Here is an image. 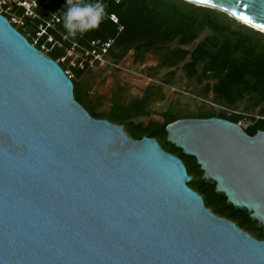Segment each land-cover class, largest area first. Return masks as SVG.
Here are the masks:
<instances>
[{"label": "water", "instance_id": "95a60500", "mask_svg": "<svg viewBox=\"0 0 264 264\" xmlns=\"http://www.w3.org/2000/svg\"><path fill=\"white\" fill-rule=\"evenodd\" d=\"M185 1L264 34V0ZM165 131L264 231V132L219 118ZM190 182L155 139L91 117L60 65L0 14V264H264V241L216 216Z\"/></svg>", "mask_w": 264, "mask_h": 264}, {"label": "trees", "instance_id": "16d2710c", "mask_svg": "<svg viewBox=\"0 0 264 264\" xmlns=\"http://www.w3.org/2000/svg\"><path fill=\"white\" fill-rule=\"evenodd\" d=\"M33 1L37 3L40 20L23 18L24 27L16 30L43 53L45 46L47 57L57 62L64 72H70L75 100L90 116L123 127L134 141L155 139L165 152L184 163L191 178L189 188L203 198L209 210L233 222L255 239L264 241L263 229L257 228L246 212L227 205L226 197L215 193V185L202 179L203 172L195 158L169 144L165 131L167 125L178 120L219 118L241 124L248 136L264 132V34L223 12L183 0H102L106 15L99 27L70 36L63 25L68 0ZM10 13L23 17V11L15 6ZM1 15L10 18L3 12ZM52 15L58 17L59 23L54 30L48 29L47 35L37 38L42 21L50 20ZM112 17L117 23L111 20ZM48 35H52L58 45L47 43ZM107 41L112 42L108 58L117 63L131 56V64L138 69L145 66L150 78L156 72L166 70L165 85H170L180 70L188 82L203 86V101L199 107L186 111L175 104L158 114L160 120H154L151 117L156 114L151 111V106L165 98L162 87L155 85L136 93L133 85L117 84L109 97L93 99L87 78L94 71L69 67L68 62L59 60L71 49V43L82 49H92V42ZM148 63L150 67L146 66ZM105 103L109 105L108 110L99 112ZM214 105L226 110L216 109ZM141 118L148 120L136 122Z\"/></svg>", "mask_w": 264, "mask_h": 264}, {"label": "rangeland", "instance_id": "374dc122", "mask_svg": "<svg viewBox=\"0 0 264 264\" xmlns=\"http://www.w3.org/2000/svg\"><path fill=\"white\" fill-rule=\"evenodd\" d=\"M131 58V56H128L127 59L123 61V66L127 68V71L125 72L115 73L110 69L101 68L96 69L88 76L87 81L90 84V95L93 99L99 97H109L117 84L134 85L138 89L137 86L141 85V83L135 80V77L132 75V71H143L131 64ZM150 63H148L146 66L150 67ZM166 73V70L158 71L154 77H152L154 80L153 85L162 87L165 95L163 101L155 103L151 106V111L156 114L155 116L151 117L154 120H160L158 114L165 112L169 106L176 104L183 110L194 111L203 101V96L201 95L203 86L201 87L195 82H188L180 70L176 72V76L172 83L170 85H165L163 83ZM137 92L138 90H136V93ZM132 96L133 94L130 97ZM108 107L109 105L105 103L99 112H106ZM147 120L148 119L141 118L136 120V122H147ZM242 126L245 127L246 123H242Z\"/></svg>", "mask_w": 264, "mask_h": 264}, {"label": "built area", "instance_id": "2783aa9c", "mask_svg": "<svg viewBox=\"0 0 264 264\" xmlns=\"http://www.w3.org/2000/svg\"><path fill=\"white\" fill-rule=\"evenodd\" d=\"M13 6L23 11V17H16L10 13ZM37 7V3L33 0H0V14L2 12L8 14L10 17L8 21L12 26L16 27L15 29L24 27L23 18H29L31 20H40L36 12ZM111 20L114 23H117V20L114 17H112ZM57 23H59V19L56 15H52L50 20H43L36 34L37 38H41L47 35L48 29L54 30L55 25ZM62 40L66 41V38L62 37ZM47 43L58 45L52 35H48ZM111 44V41H107L104 43L92 42V49H82L77 44L71 43V49L67 50L65 52V55L59 61L61 63L68 62L69 67H78L81 70L90 69L92 71H95L96 69L106 68L110 70H116L118 71V73L127 71V68L123 66V62L117 63L108 58V52L110 50ZM42 50L45 52L44 54L46 55L48 50L45 46L42 47ZM140 70H142L144 73L140 71H132V75L135 77V80L141 83V85L139 86L136 85L138 89L133 85L136 90L144 89L145 87L153 85L154 83V80L150 78L144 71L145 66L141 67ZM65 74L68 76L69 79H71L70 72H65ZM214 107L216 109L226 110L219 106L214 105Z\"/></svg>", "mask_w": 264, "mask_h": 264}, {"label": "clouds", "instance_id": "9594fccd", "mask_svg": "<svg viewBox=\"0 0 264 264\" xmlns=\"http://www.w3.org/2000/svg\"><path fill=\"white\" fill-rule=\"evenodd\" d=\"M185 1V0H183ZM68 8L63 17V25L70 36L95 30L102 23L106 12L102 0H68Z\"/></svg>", "mask_w": 264, "mask_h": 264}, {"label": "snow or ice", "instance_id": "6c2138e0", "mask_svg": "<svg viewBox=\"0 0 264 264\" xmlns=\"http://www.w3.org/2000/svg\"><path fill=\"white\" fill-rule=\"evenodd\" d=\"M200 2H203V0H200ZM243 19H244L245 21L251 22V21H249V18H248L247 16H244ZM254 27H257V28H259L262 32H264V25L256 24V25H254Z\"/></svg>", "mask_w": 264, "mask_h": 264}, {"label": "bare ground", "instance_id": "6f19581e", "mask_svg": "<svg viewBox=\"0 0 264 264\" xmlns=\"http://www.w3.org/2000/svg\"><path fill=\"white\" fill-rule=\"evenodd\" d=\"M256 29V28H255Z\"/></svg>", "mask_w": 264, "mask_h": 264}]
</instances>
